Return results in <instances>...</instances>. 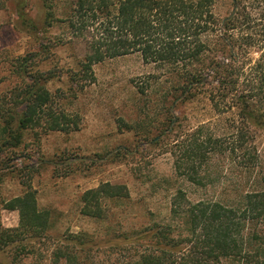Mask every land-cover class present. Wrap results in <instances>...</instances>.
Here are the masks:
<instances>
[{"label":"trees","instance_id":"1","mask_svg":"<svg viewBox=\"0 0 264 264\" xmlns=\"http://www.w3.org/2000/svg\"><path fill=\"white\" fill-rule=\"evenodd\" d=\"M14 1L24 30L38 35V21L28 10L31 0ZM41 1L48 26L54 20L65 23L68 42L84 45L69 77L73 97L95 82L97 64L137 54L156 70L139 92L155 89L163 94L159 103L167 111L168 131L182 133L175 111L202 95L226 125L220 134L212 131V121L179 134L174 153L179 176L205 185L204 164L224 151L239 154L248 168L258 165L257 132L264 130V0H231L232 10L224 18L214 12L215 0ZM4 5L0 0V8ZM48 54L50 47L40 44L8 63L15 80L0 93V172L7 165L3 154L20 147L26 133L40 137L81 129L80 115L64 103L66 92L50 89L57 76L51 67L46 69ZM129 196L125 184L103 182L82 194L81 213L106 220ZM238 198L193 202L177 189L170 204L173 223L150 228L147 249H137L128 264H264V191ZM4 208L19 213L18 227L0 225V254L11 252L15 263L48 238L53 220L50 211L39 208L30 186ZM111 235L114 246L122 242L123 248L121 239L127 246L139 243L125 234ZM89 238L79 233L61 239L49 264H89Z\"/></svg>","mask_w":264,"mask_h":264},{"label":"rangeland","instance_id":"2","mask_svg":"<svg viewBox=\"0 0 264 264\" xmlns=\"http://www.w3.org/2000/svg\"><path fill=\"white\" fill-rule=\"evenodd\" d=\"M4 2L0 8V93L15 80L8 63L44 44L50 47L46 69L51 67L57 76L50 89L66 92L67 110L78 113L82 124L79 131L71 133L37 137L28 132L20 147L3 154L7 165L0 172V225L19 226L18 211L4 205L23 195L29 186L36 193L39 208L50 211L53 225L48 238L34 245L33 253L21 255L13 263L12 253L3 252L0 263L49 264L50 252L61 239L81 233L93 242L89 264H128L137 249H147L150 228L173 223L170 204L177 189L184 190L193 202L224 203L237 201L244 192L264 191V130L257 132L260 157L256 167L248 168L239 154L224 151L204 164L205 185L193 184L176 172L174 153L180 135L209 121L216 134L226 127L203 95L175 111L182 133L168 131L164 123L167 111L159 103L163 94L155 89L139 92L156 70L134 54L97 64L95 82L73 97L69 77L85 53L84 45L68 42L65 23L50 20L52 26H48L47 9L41 0H31L28 5L41 29L38 35L22 27L16 1ZM231 10V0H215L218 17H226ZM103 182L125 184L129 198L114 206L106 220L82 215V194ZM112 232L128 235L132 241L139 239V243L127 246L121 239L123 248L119 247L122 242L114 246Z\"/></svg>","mask_w":264,"mask_h":264}]
</instances>
